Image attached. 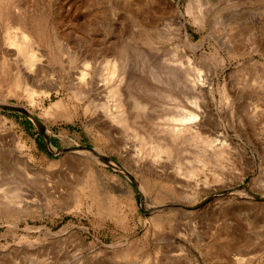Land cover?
Wrapping results in <instances>:
<instances>
[{
	"label": "rangeland",
	"instance_id": "obj_1",
	"mask_svg": "<svg viewBox=\"0 0 264 264\" xmlns=\"http://www.w3.org/2000/svg\"><path fill=\"white\" fill-rule=\"evenodd\" d=\"M172 1L27 0L28 15L38 17L43 7L47 33L61 35L46 46L37 87L62 86L45 104L64 102L53 116H40V109L30 114L8 95L10 79L0 82V99L10 101L0 104V264H264V0ZM177 7L182 27L173 16ZM99 30L109 59L127 66L124 98L133 90L147 109L138 125L120 124L118 135L93 122V93L81 97L70 84L83 64V45L90 43L77 35ZM182 44L188 70H198L213 89L201 91L196 122L203 136L225 132L230 146L215 141L211 147L215 142L192 132L174 145L162 138L160 118L178 105L172 97L183 95L185 108L197 110L195 91L187 84L179 92L180 72L171 65ZM97 75L103 88L114 86ZM152 131L163 134L162 144L171 143L164 158L151 155L157 151ZM22 153L32 156L37 170L25 168ZM144 162L161 164L162 178ZM93 179L101 198L88 193Z\"/></svg>",
	"mask_w": 264,
	"mask_h": 264
},
{
	"label": "bare ground",
	"instance_id": "obj_2",
	"mask_svg": "<svg viewBox=\"0 0 264 264\" xmlns=\"http://www.w3.org/2000/svg\"><path fill=\"white\" fill-rule=\"evenodd\" d=\"M33 1L35 2V0H33ZM165 1L168 2V3L170 2L171 4H173L172 0H165ZM93 2L97 3L96 1H93ZM29 3L31 4L32 2L29 1ZM43 5H45V4H43ZM30 7H31V5H30ZM27 9H28L27 0H0V79H1L0 82L1 81L4 82L7 79H10V83H8V87H7L8 88V95L9 96H11V95L17 96L19 98V100H21L19 103H17V105L19 107H21L22 109H24V110L28 111L30 114H34V115H35V113H34L35 110L40 109V116H53L54 114H56V112L59 109V107L63 104L64 98L61 97L57 101H53L48 106L45 104V100L52 95V92L54 91L53 89H55V88H56L55 91L57 93H60L61 90H62V86L56 85L54 87H48V88H46L44 90H39L38 87H37V83L40 80V75L42 74V73L40 74L41 69H42L40 64L44 60V57L46 55V46L50 45L53 42H59L60 38H61V35H60V33L57 30L54 31V32H51V34L47 33L46 25L44 24L45 13L46 12H44L45 9L43 7H42L43 12L36 18L35 17H30L28 15ZM182 14L183 13H182L181 9H179V7H177V11L174 10V14H173V16H174V18L176 20V23H178L181 27H182V22H181V15ZM134 17L135 16H133V14H132V18H134ZM135 19H136V17H135ZM2 23H6V25H7L5 30L2 29ZM148 25L149 24L144 23V27L145 28H147ZM3 26H4V24H3ZM85 36H87L90 39V43L87 44V45H83V48H82L83 49L82 51H83V54H84L83 64L81 66V69H79V71L77 72L78 75L73 76L72 79L70 80V84L73 86L76 94L77 93L80 94V95L83 94L81 97L87 96L85 94L86 92H87V94L88 93H90V94L93 93L94 97L92 98V102H90V104L94 103V105H96L95 106L96 109L94 110L92 108V110H91V113L94 110L93 111V116H94L93 122L96 123L98 126H100L102 131L107 132L108 134H113L114 135V134H117V132H119V129H120L119 125L120 124L121 125L123 123L124 124H129L130 121H132L133 124H137V122L140 121L142 117H145L144 111L147 110L146 109V105L138 97H136L134 95L135 92L133 90H132V92H134V93L127 92V96L128 97L124 98V91H122V85L124 84V82H126V81H124V79H125V74L124 73H126V70H128V69H127V66L124 63V61L121 60L120 58L119 59L118 58L109 59L108 53L106 52V49L104 47V45L106 43V39H105V35H104L103 31L99 30L98 32H95V33L94 32H92V33L91 32L90 33L87 32V33H83L82 35H77V37L81 38V39H84L83 37H85ZM64 41H65V39H64ZM185 43L187 44V40L185 41ZM186 44H182V45L179 46L178 53H177L178 55L174 59L173 64H171V65L177 66V68H178L177 71L180 72V75L178 76L180 78H179V80L177 82V88H178L179 92L184 91L185 87L187 86V84H189L191 86V88L195 91V92H193L190 89L193 93L196 94L195 97L192 96L193 97L192 99H193L194 104L196 105V109L197 110L193 111V110H189L188 108H187L188 109L187 110L185 108V105L183 103L184 102L183 101V95L182 96L179 95L180 97H175V96L172 97L176 101V103L178 105L174 106V110H172V108L170 107V109L172 111L171 110H167V111H170L171 113H169V114L167 113V115H165V116L163 115V118H160L162 120L161 127L164 128L163 132H165V134L163 135L162 133H160L161 135H163V137H162V136H159L160 134L158 135V133L156 131L157 135H155V136H159V137H155V136H152L153 133H155L154 131H152V132H150L152 134L149 135L151 140H154L155 142H157V144L155 146L157 151H156V153L154 155L151 154L152 156L155 157V159L156 158H161V155H163L162 154L163 152L167 153L170 150L171 143H170V146H168V144L166 145L165 142H163V144H165V145H163L162 142H161L162 138H165L168 141H171L172 143L173 142L175 143L177 141L185 140L187 135L188 136L190 135V132L194 133V135L196 134L195 136H199V138H201L200 136H203L204 133L206 134L204 128L200 125V123L196 122V119L199 117V113L198 112L200 110V105H201L200 104V100H199V98H200L199 95L201 94V91H203V90H205V91L208 90L210 92H213V89H212L211 85H208V87H206L207 86L206 85L207 84L206 78L200 72H197L198 70H195V72H192V73L190 72V70H188L189 67H190V65H189L190 62H189V58H188V55H187V46H186ZM117 50H118V48H117ZM119 52H121V51L119 50ZM46 62H47V60H46ZM173 68H174V66L171 69H173ZM50 74H51V72H50ZM97 74H99L101 77L103 76V79L101 78L103 80L102 82H105V83H103V85H108V83L111 81L112 84H114V86L111 89H109V90L106 89L107 87L103 88L102 84H100L99 81L96 80L97 76H98ZM45 75L43 76L44 78H45ZM128 77H129V75H128ZM176 77H177V75H176ZM98 78H100V77H98ZM126 84H128V83H126ZM172 84H173V82H172ZM0 85H1V83H0ZM97 89H100V90L97 91ZM123 89H124V87H123ZM126 91L127 90H125V92ZM103 92L108 93V97H109L108 99H106L107 98L106 94H104ZM168 92L171 93L170 91H168ZM168 92H166V95H167ZM185 92L183 94H185ZM136 94H138V93H136ZM161 97H162V95H161ZM164 97H162V98H164ZM3 98L0 99V104H7L8 102H10L9 99H7L8 97H6L4 99ZM185 98H186V96H185ZM187 98H188V96H187ZM169 100H170V98H169ZM22 101H25V102H22ZM131 102H132V104H131ZM186 102L187 101H185V103ZM130 104H131V106H130ZM165 104L168 105V103H165ZM172 104H174V102ZM162 105H164V104H162ZM86 108H87V110H89L91 107L89 105ZM149 109H151V108H149ZM163 110H161V111H163ZM152 111H153V109H152ZM161 111L159 113H161ZM155 112H156V110H155ZM148 114H150V113H148ZM153 114H154V112H153ZM165 114H166V112H165ZM148 119H149V116H148ZM154 119H155V117H154ZM192 121H195V122L192 123ZM158 123H160V122H158ZM143 125H144V123H143ZM143 125H142V127H145V125H147V124H145L144 126ZM127 127H128V125H127ZM130 127H132V125ZM130 127H128V128H130ZM140 128H141V126H140ZM155 128L156 127H154V129ZM121 129H122V127H121ZM160 129H157V130L159 131ZM141 130L142 129H140V132L138 131V133H144L147 129H143L144 132H143V130L141 132ZM119 133H121V132H119ZM224 133H220L218 135V136H222L220 138H218L217 135H216L217 138H214V136L212 137L211 135L210 136L209 135H205L203 137H205V140L207 142L210 141V143H212V142L216 141L217 144L220 143L221 145L230 146L231 144H233V142L227 136H225ZM135 134H136V132H135ZM208 134H210V133H208ZM117 135H115V136L117 137ZM140 135L142 136V134H140ZM145 135H146V132H145ZM1 136H2V134H1ZM6 137H8V136L6 135L5 138ZM10 137H12V136H10ZM146 137H147V135H146ZM160 137H162V138H160ZM152 138H154V139H152ZM189 139H190V137H189ZM1 140L2 139H0V142H1ZM144 140L142 141V143L144 142ZM151 140H148V141H151ZM8 141L10 142L11 139H8ZM189 142L191 143V141H189ZM216 142L214 144H209V142H208L207 144H209L210 146L213 145V147H214V146L217 145ZM152 143H153V141H152ZM174 143H173V145H174ZM201 143L203 144V142H201ZM206 143H205L204 146H207ZM3 144H5V143H3ZM180 144L178 145L179 146L178 149L181 148ZM11 145L13 146V144H11ZM14 145H16V143ZM33 145L35 146V144H33ZM22 146H24V145H22ZM181 146H182V144H181ZM195 146H202V145H200V143H199V145H195ZM8 147L10 148V146H8ZM150 147L153 148L154 146L152 147V145H151ZM182 147H184V146H182ZM2 148H4V147H2ZM151 148L149 150H151ZM175 148H176V146H175ZM172 150L173 149H171V152L173 153ZM180 150H183V149H180ZM180 150H177V151H180ZM206 150L207 149H205V151ZM4 151H5V149H3V152ZM139 151H138V153H139ZM152 151H155V149H153ZM184 151H185V147H184ZM96 152L98 153V155L99 154H103V152L98 150V149H96ZM144 152H145V150H144ZM171 152H170V154H171ZM177 153H179V152H176V154ZM181 153H183V151ZM104 154H106V153H104ZM95 155H96V153H95ZM143 155H144V153H143ZM2 156H3V158L5 157L4 154ZM173 156H172V158H173ZM179 156H180V154H179ZM181 156H183V154ZM217 156L218 155H216V157ZM180 157H178V158H180ZM216 157H214V158H216ZM101 158H103V156ZM163 158H164V155H163ZM19 159L26 166V167L24 166L25 168H29V170L30 169H32V170L36 169V165L34 163V159L32 158L31 155L30 156H25L23 154V155H20ZM142 159H143V156H142ZM166 159H169V155H168V158H166ZM158 160H157L156 163H158ZM176 160L177 159H175V161ZM181 160H183V159H181ZM214 161H216V160H214ZM151 162H152V160H151ZM160 162L161 161H159V163ZM2 163H4V160H3ZM144 163H146V164H142V165H144V168L146 167L150 171H151V168L153 170H155L154 173L156 174L157 177H161V175H163L161 173H158V168L161 166V164H158L160 166L157 168L156 166H151L149 163L147 164V162H144ZM152 164H153V162H152ZM7 165H8V163L6 164V166ZM20 165H21V163H20ZM174 166H176V164ZM185 166H187V165L184 164V167ZM172 168H173V165H172ZM177 169L179 170V168H177ZM182 169L185 170L184 168H182ZM182 172H184V171H182ZM173 173H174V168H173ZM177 173H178V171H177ZM188 173H189V170H188ZM194 175L196 176L197 173L194 174ZM188 176H191V175H188ZM177 177L180 178L179 176H177ZM191 178H194V177H191ZM181 179H184V177L181 178ZM97 180L99 181V179H97ZM167 180L176 181L177 180L176 179V175L167 174ZM179 181H181V180H179ZM185 184H187V182ZM86 186L89 187V192H88L89 194L91 193V195H95V196H97L99 198L103 197L102 196L103 194H101V192L99 190V187L97 185L96 179L91 180V183L86 184ZM84 196H85V194H84ZM112 197L115 198V196H113V195H112ZM107 198H109V197H106V199ZM108 201H110V200L108 199ZM103 202H104V200H103ZM114 206H116V205L114 204ZM107 207L109 208V207H111V205L107 206Z\"/></svg>",
	"mask_w": 264,
	"mask_h": 264
},
{
	"label": "water",
	"instance_id": "obj_3",
	"mask_svg": "<svg viewBox=\"0 0 264 264\" xmlns=\"http://www.w3.org/2000/svg\"><path fill=\"white\" fill-rule=\"evenodd\" d=\"M33 119L37 122V123H39L40 125H42L43 126V124L41 123V121L39 120V119H37L36 117H33ZM47 141H48V139H47ZM84 148H87V149H92L91 147H89V146H83ZM92 150H94V149H92Z\"/></svg>",
	"mask_w": 264,
	"mask_h": 264
}]
</instances>
